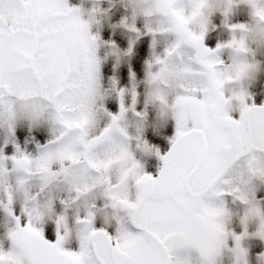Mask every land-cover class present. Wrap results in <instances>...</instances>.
<instances>
[{
	"label": "snow or ice",
	"instance_id": "obj_1",
	"mask_svg": "<svg viewBox=\"0 0 264 264\" xmlns=\"http://www.w3.org/2000/svg\"><path fill=\"white\" fill-rule=\"evenodd\" d=\"M206 3L148 0L143 13L154 50L147 103L175 121L171 148L161 154L143 127L134 138L126 130L130 112L148 119L147 111H135V88L129 107V91L113 80L120 111L104 106L100 39L81 8L69 0H0V131L5 147H15L11 156L0 148V264H250L245 241H264V200L257 196L264 106L249 105L243 89L227 101L226 70L240 76L245 66L222 56L226 49L247 53L237 34L248 25H231L230 41L206 47L207 23L192 26ZM225 3L226 25L237 4L264 21V0ZM135 20L124 22L131 32H138ZM165 37L169 45L156 51ZM169 59L182 77L175 91L165 86ZM19 125L47 129V141L32 137L28 150L16 140ZM141 154L162 162L158 174L146 170ZM237 220L241 234L232 227ZM49 222L54 241L46 236ZM257 261L264 264V254Z\"/></svg>",
	"mask_w": 264,
	"mask_h": 264
},
{
	"label": "rangeland",
	"instance_id": "obj_2",
	"mask_svg": "<svg viewBox=\"0 0 264 264\" xmlns=\"http://www.w3.org/2000/svg\"><path fill=\"white\" fill-rule=\"evenodd\" d=\"M71 6L83 10V19H91V34L98 36L100 47L98 56L101 60L102 85L106 93L104 106L113 114L120 111V100L116 91L113 89V80L116 81V88L127 89L129 95L126 97V104L131 107L133 97L131 91L135 88L137 102L135 111L148 112L147 123L143 125L144 139L148 143L164 154L171 146L170 140L175 135V121L168 119L165 121L147 103L148 91L144 81L147 75V65L153 56V38L147 34L143 17L136 18L135 25L138 32H131L124 26V22L132 23L133 12L130 7V0H69ZM89 14H92L91 16ZM225 16L221 10H217L211 17L208 32L205 37V46L215 50L218 45L227 43L231 40L233 33L230 31L231 25L251 24L253 22L252 10L246 4H237L233 8L228 24L225 23ZM115 46V47H113ZM255 48V46H253ZM131 49V54L128 55ZM164 45L161 43L156 51H163ZM222 59L230 64L231 58L227 51L224 52ZM255 61L258 70L250 82L247 92L250 99L249 105L253 103L260 107L264 106V47L256 50ZM238 118V113H234ZM133 113H129V118H133ZM35 137L41 143L47 141L48 132L45 128L30 130L26 125H19L16 129V140L33 150L35 144L31 143ZM6 135L0 131V148H3L5 155L11 156L15 152L12 143L5 147ZM28 142V143H26ZM141 159L145 163L146 170L151 174H158L162 167V162L155 156H143ZM258 199L264 200V187L262 186L257 193ZM21 205L17 202L16 208L19 211ZM4 221V214L0 212V223ZM233 230L237 234L243 232V226L239 221H234ZM255 225L249 226V233H254ZM46 236L54 241L55 225L49 222L45 228ZM245 246L249 249L250 264H258L257 257L264 254V241L254 236L245 241Z\"/></svg>",
	"mask_w": 264,
	"mask_h": 264
},
{
	"label": "clouds",
	"instance_id": "obj_3",
	"mask_svg": "<svg viewBox=\"0 0 264 264\" xmlns=\"http://www.w3.org/2000/svg\"><path fill=\"white\" fill-rule=\"evenodd\" d=\"M130 7L132 9L133 15H135L136 18H144L143 13L149 7L148 0H130ZM224 8H226L225 0H207V3L204 6L201 14L192 20L193 29L198 31L201 25L205 22L207 23V27L209 29L212 15L217 10H222ZM252 18L253 22L251 24H248V31L246 33L237 34L238 36H242L245 39L248 48L247 53L241 54L239 57H237L234 50H225L228 52L231 60L236 59L245 66L241 70L240 76H237L235 74V71L229 73L226 70L225 72L222 87L226 93V99L229 103L234 100L235 94H237L241 89L247 91L250 82L252 81L258 70V67L252 66H258L255 61L256 50L260 47H264V21H260L258 18H255L253 16ZM89 21L91 22V19ZM149 22L156 26L159 25V20L156 17L149 18ZM161 43L164 45V47H167L169 45L168 38H163L160 41V44ZM253 46H255V48ZM169 65L172 67H170V70L168 72V83L165 86L170 87V90L175 91L179 80L182 77L175 70L174 62L171 59H169ZM230 67L231 65H229V68ZM159 86V84L153 85V87L157 88ZM155 109L160 115V106L157 105ZM100 118L102 119V116ZM146 123L147 121L137 120L135 116L133 118L128 117L125 127L129 135L134 138L135 136L139 135V133L137 132V128L143 127V125ZM41 198H44V194H42Z\"/></svg>",
	"mask_w": 264,
	"mask_h": 264
}]
</instances>
